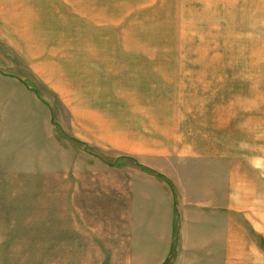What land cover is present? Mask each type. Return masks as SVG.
<instances>
[{
    "label": "rangeland",
    "instance_id": "1",
    "mask_svg": "<svg viewBox=\"0 0 264 264\" xmlns=\"http://www.w3.org/2000/svg\"><path fill=\"white\" fill-rule=\"evenodd\" d=\"M255 1L55 0L70 14L65 33L38 42L0 35V264L161 257L128 248L112 208L113 175L133 159L75 138L62 99L101 100L113 113V100H153V124L174 120L199 145L230 150L213 184L215 264H264V2ZM35 48L40 57L26 55ZM38 62V71L56 64L61 96L37 77ZM188 254L171 251L173 260Z\"/></svg>",
    "mask_w": 264,
    "mask_h": 264
},
{
    "label": "crops",
    "instance_id": "2",
    "mask_svg": "<svg viewBox=\"0 0 264 264\" xmlns=\"http://www.w3.org/2000/svg\"><path fill=\"white\" fill-rule=\"evenodd\" d=\"M24 1L29 11L28 21L22 0H0V16L10 17V22L0 20L1 40L38 42L55 39L54 34L59 29L65 33L64 19L70 14L60 13L55 0ZM262 1L256 0L254 3L258 4L254 7ZM58 19L63 20L58 22ZM58 23L64 26L59 28ZM35 50H25L26 55L40 57V51L36 53ZM39 62L32 66L37 77L61 96L55 81L62 74L54 69L56 64L53 63L51 72L38 71ZM60 101L67 109L73 136L80 142L133 159L127 170L115 172L111 183L112 208L117 210L122 224L126 223L128 248L163 250L157 254L161 257L152 259L150 264L165 261L169 264H215L216 238L220 232L216 228L213 184L216 167L223 165L225 176V162L232 158L231 151L226 153L208 142L199 145L197 132L190 130L185 134L178 130L174 120L168 125L164 122L153 124V118L158 120L152 108L153 100H127L133 104L125 108H120L125 101L113 100L115 113L102 107L101 100ZM163 103L158 100L159 105ZM227 182L231 187L232 168L229 166ZM229 203L227 209L230 211L231 197ZM174 249L189 250V254L173 260L175 256L171 251Z\"/></svg>",
    "mask_w": 264,
    "mask_h": 264
}]
</instances>
